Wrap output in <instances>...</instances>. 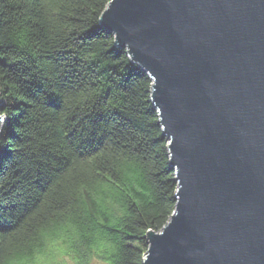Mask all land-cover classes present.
Masks as SVG:
<instances>
[{"label":"trees","instance_id":"obj_1","mask_svg":"<svg viewBox=\"0 0 264 264\" xmlns=\"http://www.w3.org/2000/svg\"><path fill=\"white\" fill-rule=\"evenodd\" d=\"M109 1L0 0V264H142L174 212L152 80L100 23Z\"/></svg>","mask_w":264,"mask_h":264},{"label":"water","instance_id":"obj_2","mask_svg":"<svg viewBox=\"0 0 264 264\" xmlns=\"http://www.w3.org/2000/svg\"><path fill=\"white\" fill-rule=\"evenodd\" d=\"M99 21L152 80L177 183L142 264H264V0H110Z\"/></svg>","mask_w":264,"mask_h":264},{"label":"rangeland","instance_id":"obj_3","mask_svg":"<svg viewBox=\"0 0 264 264\" xmlns=\"http://www.w3.org/2000/svg\"><path fill=\"white\" fill-rule=\"evenodd\" d=\"M61 259H65V261H67L68 263H70L66 257H61ZM92 264H101L100 262L96 261V260H93Z\"/></svg>","mask_w":264,"mask_h":264}]
</instances>
